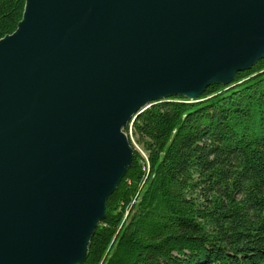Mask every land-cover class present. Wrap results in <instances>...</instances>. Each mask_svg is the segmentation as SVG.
I'll use <instances>...</instances> for the list:
<instances>
[{
	"label": "water",
	"instance_id": "water-1",
	"mask_svg": "<svg viewBox=\"0 0 264 264\" xmlns=\"http://www.w3.org/2000/svg\"><path fill=\"white\" fill-rule=\"evenodd\" d=\"M264 58V0H26L0 40V264H80L150 101Z\"/></svg>",
	"mask_w": 264,
	"mask_h": 264
},
{
	"label": "trees",
	"instance_id": "trees-1",
	"mask_svg": "<svg viewBox=\"0 0 264 264\" xmlns=\"http://www.w3.org/2000/svg\"><path fill=\"white\" fill-rule=\"evenodd\" d=\"M25 7L0 0V40ZM131 123L145 155L129 137L131 164L80 264H264V58Z\"/></svg>",
	"mask_w": 264,
	"mask_h": 264
},
{
	"label": "rangeland",
	"instance_id": "rangeland-1",
	"mask_svg": "<svg viewBox=\"0 0 264 264\" xmlns=\"http://www.w3.org/2000/svg\"><path fill=\"white\" fill-rule=\"evenodd\" d=\"M152 102L153 101H150L149 102V104L151 105L152 104ZM149 105V106H150ZM148 106V107H149ZM144 110V109H143ZM135 120H131L130 121V123L131 122H134ZM132 127H133V125H132ZM125 132V131H124ZM126 133V135L128 136V139H129V137L132 139V141H133V143H134V146L137 148V149H139L144 155H145V152L143 151V149H142V147L139 145V144H137V142H136V139H135V137L133 136V134H132V130H131V132H130V128H129V133H127V132H125ZM132 148H134L133 146H131Z\"/></svg>",
	"mask_w": 264,
	"mask_h": 264
},
{
	"label": "bare ground",
	"instance_id": "bare-ground-1",
	"mask_svg": "<svg viewBox=\"0 0 264 264\" xmlns=\"http://www.w3.org/2000/svg\"><path fill=\"white\" fill-rule=\"evenodd\" d=\"M132 124V123H131ZM131 124H130V127H131Z\"/></svg>",
	"mask_w": 264,
	"mask_h": 264
}]
</instances>
